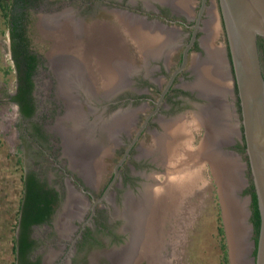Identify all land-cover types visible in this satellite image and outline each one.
Returning a JSON list of instances; mask_svg holds the SVG:
<instances>
[{"label": "flooded vegetation", "instance_id": "1", "mask_svg": "<svg viewBox=\"0 0 264 264\" xmlns=\"http://www.w3.org/2000/svg\"><path fill=\"white\" fill-rule=\"evenodd\" d=\"M48 3L8 0L2 10L15 73L8 99L16 106L14 132L23 168L13 264H154L150 255L158 236L156 216L164 210L170 221L167 207L176 193L167 191V174L177 157L188 153L194 121L202 131L193 151L198 159L204 142L210 144L205 137L211 130L217 143L234 136L233 118H238L240 134L226 149L242 159L240 196L247 200L241 202L253 223L255 190L243 149L241 109L220 0H206L196 30L203 0ZM16 20L24 30L32 67L27 56L14 55L10 28ZM194 35L188 61L175 74ZM93 38L113 43L106 58L110 66L99 62L103 47H96ZM64 39L74 43L73 51ZM218 43L224 47L219 87V72L210 56ZM210 68L207 79L202 71ZM229 85L234 94L229 96L230 112L228 100L221 96L213 102L203 98L226 95ZM73 108L80 117L72 119ZM227 123L233 124V132ZM67 130L71 134H64ZM219 152L225 160H238ZM219 202L223 219L220 195Z\"/></svg>", "mask_w": 264, "mask_h": 264}, {"label": "rangeland", "instance_id": "2", "mask_svg": "<svg viewBox=\"0 0 264 264\" xmlns=\"http://www.w3.org/2000/svg\"><path fill=\"white\" fill-rule=\"evenodd\" d=\"M48 2V6H51L55 3V0H48ZM44 7L46 9L47 5H44ZM2 10L0 6V264H13L12 243L15 232V218L22 189L23 168L21 154L17 150L19 139H15L16 131L14 132L16 106L8 99V93L13 91L15 87V73L10 59L9 42L5 34L6 25L3 21ZM40 12L43 13L41 8ZM42 26L44 27L45 24ZM63 41L64 43L68 42L71 51H73L72 49L75 48L74 43L70 39H64ZM99 41L104 42L102 40ZM218 44L223 46L221 43ZM59 53L63 55L62 51H59ZM218 53L220 54L219 51ZM215 55V53L211 54L212 59H214ZM220 57L221 65L223 66V56L221 55ZM214 65L215 69L218 70L217 64L214 63ZM210 70H208L209 73ZM215 76L219 78L218 73ZM228 91L230 92L229 88ZM217 93H219L218 90ZM226 95L221 97L227 101ZM223 105H221V108ZM71 112L74 113L73 116L80 117L79 111L75 108L71 109ZM228 113L226 115L227 118L230 116ZM193 123L196 129L191 126L193 134H191L192 131L189 129L188 153L177 157L178 161L174 164V167L172 165L173 170L167 174L166 180L177 179L179 188L176 187L175 190L173 188L170 192V195L176 192L177 197L175 198L174 194V200L167 207L168 211L171 210L168 215L172 218L170 221L166 220V212L163 210L157 221V242L151 252L152 257L150 255V260L154 264H221L222 262V236L219 232V225L222 224L224 227V221L222 219L220 222L221 215L218 214L221 208L219 193L210 162L207 160L203 161L200 157L197 159L193 152L198 147L202 137L201 129L195 121ZM231 125L232 123L229 128L233 130ZM206 140H210L211 143L214 141V137L208 135ZM208 152L210 156L213 155V170L215 172L214 161L218 152H215V155L213 150ZM205 159L207 158L205 157ZM240 160L242 161L241 157ZM161 203L164 204V202ZM163 228L166 231H164V236H161ZM251 238L254 239V236L252 235ZM225 242L229 250L226 232Z\"/></svg>", "mask_w": 264, "mask_h": 264}, {"label": "water", "instance_id": "3", "mask_svg": "<svg viewBox=\"0 0 264 264\" xmlns=\"http://www.w3.org/2000/svg\"><path fill=\"white\" fill-rule=\"evenodd\" d=\"M220 5L227 32L231 65L240 103L245 151L261 213V229L257 253L256 255L253 254L256 248V240L255 238H251L252 235H254V224L250 223L248 224L246 249H243L242 255L243 260L245 256V264H264V71L259 48V38L264 39V0H220ZM205 6L206 0H203L195 30L199 26ZM194 38L195 35L192 38L191 44L186 47L182 65L177 69L175 74L185 67L188 61V51ZM175 74L170 79L166 89L170 86ZM203 98L205 101H212L210 97L203 95ZM148 119L149 117L138 132V135L145 128ZM135 139H137V137ZM233 141L231 136L227 139H221L219 144L217 143L218 145L213 148V154L219 151L230 152L226 148L231 146ZM230 153L236 155L233 152ZM202 156L203 157L200 158H202L203 161L207 160L210 162L211 166H213V158L209 155V152L206 151ZM205 157L207 159H205ZM212 172L219 185L218 178L213 168ZM228 188L229 187H227V192L225 193L219 185L218 191L223 208V221L228 241L229 259L231 264H233L232 247L229 238L230 231H228L226 227L227 222L224 207L226 206V201L227 203L229 202L230 206H232L231 209L235 213L232 203L234 198L233 194L236 195V198L239 197H237L238 189H234V187L231 189ZM156 219L159 220L158 215ZM233 225L236 226L235 224ZM231 230L232 233L234 230L237 232L235 228L234 230L232 229V226Z\"/></svg>", "mask_w": 264, "mask_h": 264}, {"label": "bare ground", "instance_id": "4", "mask_svg": "<svg viewBox=\"0 0 264 264\" xmlns=\"http://www.w3.org/2000/svg\"><path fill=\"white\" fill-rule=\"evenodd\" d=\"M108 37V36H107ZM112 37V36H111ZM94 40V39H93ZM94 41H96V40H94ZM109 41V40H108ZM112 41V40H111ZM96 43V47H103V49H101V51H100V54L99 55H101L100 56V63L101 62H103V64H105L106 62H108L109 60H107L106 58L109 56V54H110V50H112V48H113V43L111 42V43H109V42H106V41H104V42H95ZM213 48V47H212ZM213 50V49H212ZM211 50V51H212ZM59 53V52H58ZM216 54L215 56H214V62H215V64H217V66H218V70H219V73H218V75H219V78L218 77H215V79L217 78L218 79V81H219V83L218 84H216L217 85V87H219V85L220 84H222L223 82H222V77H223V75L222 74H224V68H223V66L221 65V55L218 53V51L217 50H215L213 53H211L212 55L213 54ZM215 58H216V61H215ZM55 60V62H57V58L56 59H54ZM117 61V60H116ZM218 61V62H217ZM98 62V63H99ZM105 62V63H104ZM114 62V61H113ZM118 62V61H117ZM109 63V62H108ZM107 63V64H108ZM105 66V65H104ZM108 66H110V63H109V65ZM112 66V65H111ZM115 66V65H114ZM107 68H110V67H107ZM114 68V67H113ZM211 69V68H210ZM220 70H221V72H220ZM211 72V71H210ZM112 73V72H111ZM202 73H203V77H205V78H207L208 77V75H210L211 73H209V71L206 69L205 71H202ZM114 74V73H113ZM112 75V74H111ZM111 75H109V76H111ZM211 77H213V76H211ZM225 77V76H224ZM115 78V77H114ZM208 79V78H207ZM217 79H216V81H217ZM63 86V85H62ZM66 86V85H65ZM64 87V86H63ZM109 87V86H108ZM204 88V87H203ZM207 89V88H206ZM219 89V88H218ZM205 90V89H204ZM204 90H202V92H203V94H209L208 92H206V91H204ZM209 90V89H208ZM219 91H221V90H219ZM224 91V90H223ZM222 92V91H221ZM220 92V93H221ZM209 95H211V94H209ZM223 95H224V93H223ZM217 96H222L221 94L220 95H217ZM208 97V96H207ZM224 100V99H223ZM221 101V100H220ZM226 103V102H225ZM203 109V108H202ZM73 110V109H72ZM224 110V109H223ZM78 111V110H77ZM76 118V116H73L72 115V119L73 118ZM176 123V122H175ZM228 124V123H227ZM218 125V124H217ZM229 125V127H230V124H228ZM63 126V125H62ZM232 126V128H233V124L231 125ZM213 127V126H212ZM63 129V128H62ZM213 130V129H212ZM211 130V136H215V131H212ZM230 130V129H229ZM172 131V130H171ZM173 132H175V130L173 131ZM232 132H233V130H232ZM65 134H71V133H69V130H67L66 131V133ZM170 135V134H169ZM231 135V134H230ZM71 136V135H70ZM210 138V137H209ZM215 138V137H214ZM221 139V138H220ZM215 140V139H214ZM217 141H219V140H217ZM213 142H215V141H213ZM186 144V143H185ZM210 144H213V143H210ZM214 145V144H213ZM208 148V147H207ZM207 148L206 147H204V149H205V151H208L207 150ZM185 150V149H184ZM221 157H219V159H218V162H217V164L218 165H216V174H217V177H218V179H219V181H220V183H221V189L226 193L227 192V187H229L228 189H231L232 187H236V186H233V185H236V184H239L240 183V178H239V175H240V167H239V162H238V160L235 158V157H232V158H230V160H225L223 157H222V154H221V152L220 153H218ZM215 155V154H214ZM226 155V154H225ZM224 155V156H225ZM229 155V154H228ZM231 156V155H230ZM226 157H228V156H226ZM215 162V161H214ZM188 179V178H187ZM169 181H170V185L168 186V190L167 191H170L171 192V189H173V190H175L176 189V187H178L179 188V185H178V183H177V179H174V178H172V179H169ZM197 182V181H196ZM219 183V182H218ZM182 184V183H181ZM167 189V188H166ZM232 203H233V207H234V209H235V213H234V211L231 209V207L232 206H230V204H229V202L227 203V201H226V206L224 207V209H225V215H226V217L225 218H227V220H226V222L228 221V231H230L229 232V238H230V242H231V247H232V260H233V264H245L246 262H245V256H244V260H243V255H242V251H243V249L245 250L246 249V237H247V235H248V231L246 230L245 231V227L243 226V224H244V222H243V224L240 222V219L243 217H245L246 218V212H245V210H244V208H243V206H242V203L243 202H241V201H235V200H233L232 201ZM237 223H239V224H237ZM233 224H235L236 226H234ZM231 226H232V229L234 230V228L237 230V232L234 230V232H235V234H234V232L232 233V230H231ZM237 239V240H236ZM231 250V249H230Z\"/></svg>", "mask_w": 264, "mask_h": 264}, {"label": "trees", "instance_id": "5", "mask_svg": "<svg viewBox=\"0 0 264 264\" xmlns=\"http://www.w3.org/2000/svg\"><path fill=\"white\" fill-rule=\"evenodd\" d=\"M0 6L2 9L8 7V0H0ZM19 20L15 21V24L10 28L11 30V35H12V48L14 50V55L16 57L25 55L27 56V59L29 61L30 66H34V61H32V57L28 56L29 53V46L28 43L24 38L23 35V29L19 28ZM23 30V31H22ZM259 48H260V54H261V60H262V65H263V71H264V39L259 38ZM243 149L245 150V143ZM254 188V185H253ZM252 209H253V224H254V238L256 240V248L254 251V255L257 253V246H258V241H259V234H260V229H261V213L258 205V198L257 194L255 191L252 193ZM222 221L220 217V222ZM32 222V221H31ZM30 222V223H31ZM219 232L222 236L221 239V250H222V262L221 264H230L229 261V255H228V249H227V244L225 242V230L222 224L219 225Z\"/></svg>", "mask_w": 264, "mask_h": 264}, {"label": "crops", "instance_id": "6", "mask_svg": "<svg viewBox=\"0 0 264 264\" xmlns=\"http://www.w3.org/2000/svg\"><path fill=\"white\" fill-rule=\"evenodd\" d=\"M112 36V35H111ZM216 49H217V51H219L220 52V54L222 55V52H224V47L223 46H216L215 47ZM210 56H211V52H210ZM223 56V55H222ZM212 58V57H211ZM214 60V59H213ZM229 78V77H228ZM230 86V92L229 93H231V94H229V93H227V100H228V105H226L227 106V109L229 108V112H230V110H231V108H232V101H230V99H229V96H231V97H233V92H232V89H231V87H232V85H229ZM217 95H216V93L214 94H212V96L210 97L211 98V100H212V102L216 99V100H218L217 99ZM213 98V99H212ZM231 114H233V110L231 111ZM234 119V121H233V123H235V126H236V129H235V133H234V136H233V134L231 135V137H232V140H234V137H235V135H239V131H238V118L237 117H234L233 118ZM205 125V124H204ZM207 139V137H205V141H207L206 140ZM204 144H205V147H209V150L211 151V150H213V148H215L218 144H219V142H218V144H217V142L215 141V144L213 145L212 144V146L210 147V144H207L206 145V142H204ZM206 151L204 150V153H205ZM208 152V151H207ZM231 152V151H230ZM230 152H223V153H230ZM203 153V154H204ZM231 154V153H230ZM231 155H234V154H231ZM234 156H236V157H238V161H239V163L242 165V169H243V164H242V162H241V160H240V156L239 155H234ZM215 177V176H214ZM240 179H241V181H240V183L239 184H236V185H234V186H236L234 189H238V192H237V197H239V198H236V195H234L233 194V196H234V198H233V200H235V201H245V203H246V200H247V197L246 198H241V196H240V191H241V189H242V177L240 176ZM239 179V180H240ZM218 190H219V185H218ZM220 195V194H219ZM220 201H221V198H220ZM221 206H222V203H221ZM242 206H243V208H244V204L242 203ZM246 208V207H245ZM245 210V209H244ZM224 212H225V209H224ZM246 213H247V216H246V218L244 217H242L241 219H240V222L243 224V222H244V224H243V226L245 227V231L247 230L248 231V224H250V221H249V215H248V211H247V208H246V211H245ZM222 213H223V208H222ZM225 217H226V215H225ZM226 220H227V218H226ZM237 224H239V223H237ZM228 221H227V224H226V227H227V229H228ZM254 236V235H253Z\"/></svg>", "mask_w": 264, "mask_h": 264}]
</instances>
